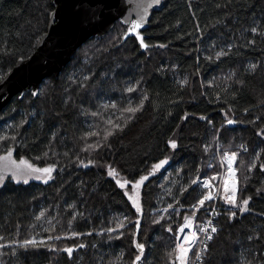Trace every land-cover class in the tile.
I'll list each match as a JSON object with an SVG mask.
<instances>
[{"label": "trees", "instance_id": "obj_1", "mask_svg": "<svg viewBox=\"0 0 264 264\" xmlns=\"http://www.w3.org/2000/svg\"><path fill=\"white\" fill-rule=\"evenodd\" d=\"M52 11V0H0V75L33 54ZM126 30L119 20L90 38L36 99L28 91L0 112V157L55 169L47 183L0 184V264H133L136 243L138 264H173L166 229L195 214L193 181L224 153H236L237 206L204 264H264V0H162L144 51L123 43ZM167 158L142 184L138 213L116 178L129 188ZM32 238L44 244L19 246Z\"/></svg>", "mask_w": 264, "mask_h": 264}, {"label": "water", "instance_id": "obj_2", "mask_svg": "<svg viewBox=\"0 0 264 264\" xmlns=\"http://www.w3.org/2000/svg\"><path fill=\"white\" fill-rule=\"evenodd\" d=\"M154 0H52L53 11L46 32L33 54L20 59L0 80V112L17 95L32 91L36 99L41 84L49 77L59 78L77 50L90 38H104L117 21L127 26L123 43L134 38L144 51L131 23L145 17L137 30L145 40L151 10L161 5ZM145 44V41H144ZM141 218L139 219L140 228ZM137 229V234L139 233Z\"/></svg>", "mask_w": 264, "mask_h": 264}, {"label": "snow or ice", "instance_id": "obj_3", "mask_svg": "<svg viewBox=\"0 0 264 264\" xmlns=\"http://www.w3.org/2000/svg\"><path fill=\"white\" fill-rule=\"evenodd\" d=\"M154 2L156 4H159L160 3V0H154ZM145 20V17H141V19L139 21H135V22H132L131 23V27H130V31L131 32H135L140 40V43L142 46L144 47H147L146 44H144V40H143V37L139 35V33L137 32V30L142 26V23L144 22ZM221 55H223V53H221ZM3 79V76L0 75V80ZM129 91H132V89L130 88ZM142 106V105H141ZM138 109L136 108H128L127 111L129 112H134V111H137ZM95 115V113H93ZM228 124H232L233 121L232 120H228L227 121ZM109 135H111V133H109ZM107 137H105L106 139ZM171 146L173 148L176 147V144L175 142H172L171 143ZM243 147V146H241ZM12 157V151L9 150V152L7 153V155L3 156V157H0V161H4L5 164L3 167H0V184L3 183L4 179L8 176V174L10 173L11 176L16 180L17 183H19L21 181V173L19 171L21 165H26L27 169L29 170V172H38V173H44V174H47V178L48 179H51V173L55 170L54 167H48V168H34L31 164H27L26 161H21L20 164H16V162L14 160L11 159ZM225 159L228 161V170L230 172H235V170L232 168V161H234L236 159V153H231V155L229 156L227 153L225 154ZM167 163V161H162L160 164H156L154 165V170L155 169H159L163 166V164ZM87 166V165H85ZM254 167V165H253ZM109 174L110 175H113L115 176L116 173H115V170L114 169H110L109 170ZM37 179H40L41 177L37 176L36 177ZM148 177L145 176V177H142L140 181L136 182L133 184V188L136 189V188H139L140 185L143 183L144 180H146ZM45 183H47V179L44 181ZM196 181H193V183H195ZM23 183H28V179L27 178H23ZM117 183L120 184V186L123 188L126 186V184L128 183V181H125L124 183H121L119 180H117ZM204 183V186L205 187H208V182L205 181L203 182ZM232 192H233V195L228 197V201L229 203H231L234 207L237 206L236 204V200H235V187L233 186V189H232ZM129 199L130 200H133V197L132 196H129ZM205 199L207 200H211L213 199L212 197V194L211 192H209L203 199H200L199 200V205L200 206H203L204 204V201ZM247 204H248V200H243L240 205H238L241 209V211H247ZM133 205L134 207L136 208V211L138 213H142V209L139 207V205L136 203L135 200H133ZM193 208L196 210V211H199V208L194 205ZM44 213L42 212L40 214V217H43ZM233 216H235V213L233 212L232 213ZM38 217V219L40 218ZM185 225L184 227H181L179 229V233L180 234H183L184 235V240L183 242H180V243H177L176 245V260L179 261V264H187V253L189 251H191V248L193 247H196L197 246V241H198V233H205L206 235V238L207 239H212V236L209 234V228L211 229V233H215L217 231L216 227L212 225V222L211 220H209L207 222V226H200L196 229V231L194 232H191L190 234L195 238L193 239V241L191 243L188 242V233H185L184 232V228L185 227H190L191 226V221L189 220V218H185ZM123 222L120 223V227H123ZM135 226L136 228L138 229L139 228V220L135 221ZM45 231H47V229H45ZM107 231L109 232H112V231H116V229H107ZM169 231H171V229H169ZM91 234V233H89ZM74 236L75 235H78L76 233L73 234ZM4 237L3 236H0V240H3ZM55 239H60L59 236L55 237ZM44 244V241H37L35 238H32L30 240H25L23 241L19 246L20 247H27L28 245H32L33 247L35 246H38V245H42ZM185 244H188V247L185 248L184 245ZM5 245L3 244H0V247H4ZM84 245H80V247H83ZM136 248L138 249V254L136 255L135 257V260L133 261V264H138V262L140 261L142 255H143V252H144V245L141 244V243H136ZM62 251H65L68 253L69 256H71L72 252H73V248L71 247H66V248H63ZM207 251V245L204 244L203 246V249L202 250H198L197 253L195 254V260L196 261H200L201 264H202V252H206Z\"/></svg>", "mask_w": 264, "mask_h": 264}, {"label": "built area", "instance_id": "obj_4", "mask_svg": "<svg viewBox=\"0 0 264 264\" xmlns=\"http://www.w3.org/2000/svg\"><path fill=\"white\" fill-rule=\"evenodd\" d=\"M242 150L246 152L248 150L247 146L244 145ZM225 154L223 156H219V170L213 176H197L195 179V183L193 186H199L202 190V196L200 199H203L209 192H211L213 199L207 200L205 199L203 206L199 205L198 199L194 204L199 208V211H196L193 216L187 217L191 221L190 227H185L184 232L188 233V242L191 243L193 239H195L190 233L196 231V229L200 226H207V222L211 220L212 225L216 227L217 231L220 229L221 220L224 215V212L233 205L229 203L228 197L233 195L232 189L235 187V200L237 202L238 193H239V182H238V172L236 169V159L232 161V168L235 170L230 172L228 170V161L225 159ZM229 156L231 153H227ZM208 182V187L204 186V183ZM192 206V208H193ZM194 209V208H193ZM185 219L175 227L167 228L166 232L173 238L174 240V248L176 249L177 243L183 242L184 235L179 233V229L184 227ZM171 229V231H169ZM216 231V232H217ZM215 232V233H216ZM215 233H211V229L209 228V234L213 237ZM211 240V239H210ZM209 239L206 238L205 233H198V241L197 246L191 248V251L187 253V264H201L200 261L195 260V254L198 250H202L204 244H208L210 242ZM185 248L188 247V244L184 245ZM176 253V250H175ZM175 254V264H179V261L176 260ZM204 252H202V264H204Z\"/></svg>", "mask_w": 264, "mask_h": 264}, {"label": "rangeland", "instance_id": "obj_5", "mask_svg": "<svg viewBox=\"0 0 264 264\" xmlns=\"http://www.w3.org/2000/svg\"><path fill=\"white\" fill-rule=\"evenodd\" d=\"M240 150L242 151V147L240 148ZM6 155H7V154H6ZM4 156H5V155H4ZM2 157H3V156H2ZM11 159L14 160V161L16 162V164H20L21 161H26V160H20V161H19V160H16V159L14 158V156H13V153H12V157H11ZM169 160H170L169 158L164 159L163 161H167V163L163 164V166H162L161 168H159V169H155V170H154V167H152V169H151L149 175H144V176H142V177L147 176V177L149 178V177H151V176H153V175H157V174H159V172H160L161 170H163V169L168 165ZM26 162H27V164H31V163L28 162V161H26ZM161 162H162V161H161ZM161 162H160V163H161ZM160 163H158V164H160ZM4 164H5L4 161H0V167H3ZM31 165H32V164H31ZM155 165H156V164H155ZM32 166H33V165H32ZM33 167H34V168H41V169H42V168H48V167H36V166H33ZM19 171H20V173H21V177H22L20 182H22V183H23V178H27V179H28V182H29V181H32V180H35V181H38V182H43V183H45L44 181H45L46 179H47V182H50V181L52 180L53 173H54V171H53V172L51 173V179H48V178H47V174H44V173H38V172H29V170L27 169L26 165H21ZM217 171H218V170H217ZM217 171H215V172H214L212 175H210V176L215 175V174L217 173ZM37 176H39V177H41V178H40V179H37V178H36ZM111 176L116 178V176H113V175H111ZM7 177H10L13 181L16 182V180L11 176L10 173L8 174ZM142 177H141V178H142ZM141 178H140L138 181H140ZM148 178H147V179H148ZM116 179L119 180V178H116ZM147 179H146V180H147ZM146 180H144L143 183H144ZM138 181H137V182H138ZM120 182L123 183L122 180H121ZM143 183H142V184H143ZM142 184L140 185L139 188H136V189L133 188V184H132L129 188H127V187L129 186V184H126V186H125L124 188H126V192H127L128 197H129V196H132V197H133V200H137V201H139L140 188H141ZM194 211L196 212L195 209H194ZM231 216L233 217L232 213H231ZM168 228H172V227H168ZM172 249L175 251L174 243H173ZM173 264H175V258H174Z\"/></svg>", "mask_w": 264, "mask_h": 264}]
</instances>
